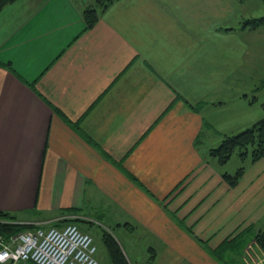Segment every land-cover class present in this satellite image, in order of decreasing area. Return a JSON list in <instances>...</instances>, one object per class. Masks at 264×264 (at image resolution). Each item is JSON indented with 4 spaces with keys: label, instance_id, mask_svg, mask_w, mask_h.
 Instances as JSON below:
<instances>
[{
    "label": "crops",
    "instance_id": "1",
    "mask_svg": "<svg viewBox=\"0 0 264 264\" xmlns=\"http://www.w3.org/2000/svg\"><path fill=\"white\" fill-rule=\"evenodd\" d=\"M93 2L0 10V210L44 226L94 212L142 238L153 264H223L201 239L264 224V156L231 186L207 149L256 121L257 86L233 78L264 53V26H243L240 0H116L86 28ZM236 101L228 121L244 124L223 129L211 110Z\"/></svg>",
    "mask_w": 264,
    "mask_h": 264
},
{
    "label": "rangeland",
    "instance_id": "2",
    "mask_svg": "<svg viewBox=\"0 0 264 264\" xmlns=\"http://www.w3.org/2000/svg\"><path fill=\"white\" fill-rule=\"evenodd\" d=\"M237 14H239L238 17L240 20L241 19L246 20L247 18L250 17L264 16V0H240ZM255 36H256V45L262 47V45H264V28H261V30H256ZM256 62L257 63L254 66L249 65V67H245L243 70H240L238 76L236 78H233L239 81V85H237L238 86L237 88H240L242 92L251 90L253 85L257 86L260 80L264 78V53H261L259 57H256ZM223 83L224 82H222L221 86L218 88L217 93L223 94L224 96L234 95V91H231L234 89V86H231L228 83L225 84ZM232 84L235 85L234 82ZM245 86L248 87L244 88ZM257 91L258 90L256 89L253 95L256 96L258 100L253 105H251L252 108L248 109V113L250 114L252 111H256L255 113H253L256 121L259 120L261 116L258 112H264L263 104H262L264 102V88H262L259 93H257ZM250 97H252V95ZM238 103H240V101L238 102L236 101L231 104H228L224 108L225 111L219 113L211 110L213 114L212 115L213 118L218 119L222 122L221 125L223 129L226 126L225 123L230 124V126H233L235 124H241V125L244 124L241 120L245 117V115L239 116V118L236 121H233V123L232 121H228L229 119H233L238 116V113L235 110V107L238 105ZM244 128L246 127L237 129L234 132H238ZM213 133H215V138H217L218 137L217 130L209 132V134H213ZM214 142L209 144H216V145L219 144ZM249 160L245 162L242 161L239 154L235 152L231 156L229 161L221 166L225 170L227 169L228 170L227 172L230 171L234 172L239 166L252 162ZM90 215L88 217L86 214H82V215H78L77 217H73L69 220H74L75 222L77 221L79 227L82 230L90 233L93 236L94 242L97 246L96 256L100 264H116L107 247L108 239L114 240L115 243L117 244L119 250L121 251L124 264H153L154 259L156 257V253L153 252L152 250L148 251L145 248L146 243L140 241L143 240L142 238L140 237L138 238L137 235H133L128 240H125L126 239L125 235L122 232V230L124 229L123 227L121 226L118 227V225L115 224V222H110V220L106 218L107 216L102 217L100 214L94 212L92 216ZM240 228L241 226L238 227L236 230L239 231ZM236 230L234 231L235 233ZM234 232H232V234ZM263 258H264V250L261 248V246L259 245V243L255 238H251L246 243V245L244 246V250L242 251L243 263L255 264L258 262L259 259H263ZM19 264H33V263L29 261H23L20 262ZM161 264H168V263L166 262V260L163 259Z\"/></svg>",
    "mask_w": 264,
    "mask_h": 264
},
{
    "label": "trees",
    "instance_id": "3",
    "mask_svg": "<svg viewBox=\"0 0 264 264\" xmlns=\"http://www.w3.org/2000/svg\"><path fill=\"white\" fill-rule=\"evenodd\" d=\"M12 0H0V10ZM116 0H94L87 4L83 10L86 28L96 24L100 14ZM244 27L257 28L264 26V16L250 17L243 22ZM264 87V79L257 85V89ZM203 103L190 104L195 110H200ZM237 152L242 161H255L264 156V117L255 121L250 126L235 132L222 135L221 142L207 149V156L216 160L218 165L226 164L231 156ZM246 168V164L239 166L234 172H223L224 179L229 185L234 186L240 179ZM133 178V177H132ZM14 217L6 211L0 210V233L9 235L23 229L32 227V224L10 222ZM75 222L74 220H69ZM77 223V221H76ZM56 224V223H55ZM78 224V223H77ZM57 225V224H56ZM256 229V230H255ZM255 238L264 250V224H246L226 237L215 247H211L207 240L201 239L208 251L223 264H244L242 251L244 246L251 239ZM107 247L116 264H124L121 251L114 240L108 239Z\"/></svg>",
    "mask_w": 264,
    "mask_h": 264
},
{
    "label": "built area",
    "instance_id": "4",
    "mask_svg": "<svg viewBox=\"0 0 264 264\" xmlns=\"http://www.w3.org/2000/svg\"><path fill=\"white\" fill-rule=\"evenodd\" d=\"M96 252L93 236L75 222L38 224L7 236L0 233V264H100ZM255 264H264V258Z\"/></svg>",
    "mask_w": 264,
    "mask_h": 264
}]
</instances>
